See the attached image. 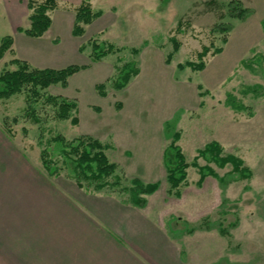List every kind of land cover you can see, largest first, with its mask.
<instances>
[{
    "label": "rangeland",
    "instance_id": "rangeland-1",
    "mask_svg": "<svg viewBox=\"0 0 264 264\" xmlns=\"http://www.w3.org/2000/svg\"><path fill=\"white\" fill-rule=\"evenodd\" d=\"M90 1L93 11L101 15L84 27L81 37L71 34L75 9L80 4L57 1L51 11L53 26L45 39H52V47L40 49L20 41L17 28L25 27L27 21L22 0H0V42L6 37L15 40V53L11 50L0 59V74L16 70L12 62L17 59L39 69L89 66L71 76L67 87L56 84L40 91L41 95L75 101V126L70 119H56L55 110L43 99L32 105L38 118L33 122L26 115L28 92L0 100V264H18L20 244L29 259L47 248L33 247L37 240L25 243L52 227L40 226L37 218L22 226L25 213L34 205L44 210L50 206L43 200L41 205L39 196L35 201L26 197L30 184L36 189L41 185L48 195L55 191L65 199L68 196L91 218L98 213L101 221L107 220L102 224L111 234L121 230V222L126 223L123 242L136 256L137 251H145L136 245L143 242L141 247H146L150 241L151 257L158 255L165 263L264 264V60L254 64L252 70L241 64L255 54L264 57V0H239L252 12L245 20L227 15L230 0ZM220 24H229L231 30L227 34L219 32ZM224 36L226 44L221 41ZM92 39L110 42L116 51L90 63ZM175 42L179 48L167 61ZM203 46L212 48L203 59V70L179 67L185 62L197 63ZM219 47L222 52L212 55ZM131 61L138 74L123 89L116 90L115 78ZM101 84L104 97L96 89ZM252 86H259L263 92L259 96L257 91L244 94L245 88ZM201 93L205 94L201 97ZM228 94L248 109L231 110L225 105ZM175 134L188 164L197 157V151L216 141L223 156L243 161L251 178L222 188L216 178L207 176L199 184L198 169L189 166L186 184L170 190L163 152ZM56 136L65 141L89 136L108 145L105 154L116 165L119 185L98 191L93 185L78 188L65 176L64 159L52 141ZM43 148H49L52 162L62 166L59 177H49L42 167L39 153ZM197 163L206 165L202 159ZM209 166L218 176L231 170L230 165ZM134 179L144 185L157 184L154 193L142 196L146 201L143 207L130 204L128 192L121 191V187L130 188ZM110 182L115 180L110 178ZM204 219L211 230L200 229ZM235 221L228 236L219 234L218 224L227 228ZM5 227L10 228L7 232L17 233V251L15 245H3ZM187 228L195 231L189 234ZM26 232L29 235L25 237ZM142 261L160 264L156 260Z\"/></svg>",
    "mask_w": 264,
    "mask_h": 264
},
{
    "label": "trees",
    "instance_id": "trees-1",
    "mask_svg": "<svg viewBox=\"0 0 264 264\" xmlns=\"http://www.w3.org/2000/svg\"><path fill=\"white\" fill-rule=\"evenodd\" d=\"M28 9V20L30 22L29 28L22 29L17 28V31L25 34L30 38L42 37L51 26V19L49 13L56 9V0H25ZM227 15L230 18L245 20L252 13L250 9L245 8L239 0H230L226 4ZM99 11L94 12L90 3L85 0L76 9L74 16L73 28L71 31L72 36L81 37L84 35V26L90 25L94 20L100 17ZM264 31V22L261 24ZM219 32L227 34L231 30L229 24H220L217 26ZM216 30V29H212ZM222 43L226 44L227 36L222 38ZM90 42V63L100 62L104 57L114 53L116 48L114 44L106 41L92 39ZM13 40L10 37H6L0 42V59L6 52L12 50ZM179 48L178 44L174 43V48L167 56L169 61L173 54L177 52ZM83 46H80L79 51H83ZM210 46H203L198 54V62H185L179 65L180 68L187 67L192 71H201L205 67L203 59L211 51ZM223 48H215L212 55H217L222 52ZM134 54L138 53V50L132 49ZM264 60V57L255 54L252 58L243 61L241 64L244 68L252 70L253 65ZM17 66L14 71H4L0 74V100H7L11 96L20 94L23 91L28 92L26 94V115H28L33 122H38V118L35 115L34 104L39 103L42 99L45 104L50 105L55 110V118L58 120L70 119L72 125H77L78 120L74 115L76 112V102L67 100L57 96L41 95L40 91L46 90L49 86L59 84L62 87H67L68 80L71 76L76 74L81 69H86L89 66H75L70 65L66 68L55 70L49 68H34L27 62L21 60H13L12 62ZM138 74V69L134 61L128 62L123 65L119 75L115 78L113 86L116 90L123 89L132 77ZM96 89L100 96L104 97L103 85L96 86ZM257 91L259 94L262 89L257 86L247 87L244 90V94L254 93ZM260 91V92H258ZM205 93H201L200 96ZM225 105L231 110L236 112H244L248 108L243 105L236 98L228 94L225 100ZM178 135L175 134L172 142L165 148L163 152V162L167 172L166 180L170 190H177L179 186L186 184L187 173L186 170L189 166L198 169L199 180L201 184L207 176L216 178L219 185L224 188L229 183L237 180H245L251 178V172L247 167L243 166V161L232 155L223 156V149L216 141H211L206 144L203 149L197 151V157L193 159L191 164H188L182 153L181 148L176 144ZM59 149L58 152L62 155L64 161L62 165H65L67 173L65 176L67 179L73 180L78 188H84L88 185H93L94 190H102L107 187L116 186L120 183V177L115 174L116 165L110 163L105 152L109 149V146L102 144L99 141L89 136H81L71 141H65L63 137L56 136L52 139ZM49 148H43L39 153V158L46 174L49 177L57 178L61 175L62 166L54 164L50 158ZM202 159L206 165L199 166L197 161ZM209 164H215L219 168H224L227 165L231 166V170L225 173L223 176H218ZM110 178L115 180L114 183L110 182ZM157 189V184L144 185L141 181L134 179L131 182V187H121V191L128 192L129 203L136 207H143L146 203L143 195H150ZM179 193L175 191L177 196ZM225 200L222 201V203ZM221 213V212H220ZM237 222L229 224L227 228H222V224H218L217 231L222 236H228L229 228H234ZM200 229L211 230L212 226L204 219L200 223ZM187 233L192 234L195 229L187 228Z\"/></svg>",
    "mask_w": 264,
    "mask_h": 264
},
{
    "label": "crops",
    "instance_id": "crops-1",
    "mask_svg": "<svg viewBox=\"0 0 264 264\" xmlns=\"http://www.w3.org/2000/svg\"><path fill=\"white\" fill-rule=\"evenodd\" d=\"M57 1L60 3L74 2L79 5L85 0H56V2ZM88 2L90 3L91 8L94 9L91 1L89 0ZM22 4L25 9V16L27 18L25 27H22V29H27L30 25V22L28 20L29 12L25 0H22ZM52 12L49 13L51 19L50 28L53 26V19L51 17ZM50 28L40 38H30L23 33H18L20 41L25 43L30 48L34 47L40 49H48L52 47V39L49 41L46 40V42L45 39L47 34L49 33ZM12 50L15 53L14 39ZM30 185L31 188L25 190L27 193L26 197H32L35 201L39 196V203L41 205L43 204L41 200L50 205L46 206L47 208H49L48 210L45 209L49 213L48 215H45L44 209H41L34 205V209L32 211H35V213H31L32 211L29 213H25L22 226L26 227L28 222H30L32 219L37 218L40 226H50L51 224L52 227H49V231L47 233H45L44 231L40 232L41 237H38L37 239L27 238V240H25V243L37 240L38 242L33 245V247L35 248L40 247L41 249L47 246V248L44 249V252L39 253V250L37 251L36 256H34L35 254H32L30 256V259L27 258V254L23 251L22 244L19 245L18 250L19 237L17 233L13 234L12 232H9L11 228L10 226V228H4V234H2L3 245H15L14 249L16 251L18 250L19 252L18 264H145L142 260H146V262L149 260H156L160 264H170L169 262L165 263V261L159 258L158 255L156 257H151V254H153V252H148V243L150 242L148 239L147 240L149 242L145 244L146 247H141L144 246L143 242H139L136 245L140 250H145L143 252L137 251L138 256L134 255L133 252H129L126 248V245L124 244L127 242H123V236H126V234L124 233L125 229L127 228L126 223L121 222V230H114L115 232H112L111 234L110 232L106 231L105 227L102 224L104 222H107V220L105 221V219L102 218L101 221V216L98 213H96V216L95 213L91 211L97 219L91 218L90 214H87L84 210H82V208L75 202H73V200H69V198H67L68 196L65 199V196L63 194H59L55 191L48 195L49 193H45L42 190L41 185H38L39 189L33 188L32 184ZM31 190L35 191L34 195H32ZM40 210H42L43 214L40 213ZM103 214L107 216L105 212ZM22 226H19V230ZM53 226L55 227L53 228ZM6 230L9 231L7 232ZM28 235L29 234L26 232L25 237ZM5 253H9V250L6 249ZM164 256L167 255L164 254Z\"/></svg>",
    "mask_w": 264,
    "mask_h": 264
}]
</instances>
